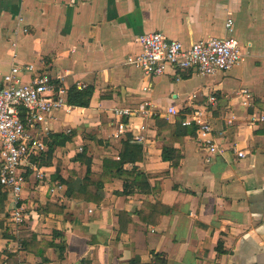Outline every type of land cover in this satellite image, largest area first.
Wrapping results in <instances>:
<instances>
[{
  "label": "crops",
  "instance_id": "0c3cea01",
  "mask_svg": "<svg viewBox=\"0 0 264 264\" xmlns=\"http://www.w3.org/2000/svg\"><path fill=\"white\" fill-rule=\"evenodd\" d=\"M228 13L233 20L231 36L244 53V61L230 74L210 76L200 86L191 84L194 77H201L193 71L171 69L143 80L124 65L139 51L136 39L141 34L160 32L189 46L228 35L224 29ZM21 27L28 32L12 47V32ZM14 64H33L37 71L48 72L66 96L77 84L92 88L93 95L88 108L54 111L44 124L35 126V134L45 136V141L49 132L72 130L75 136L55 150L48 167H40L46 174L43 182L35 179L32 169L27 175V170L22 225L10 221L4 204L0 264H131L136 259L137 264H157L155 255L162 256L164 264H264V122L252 124L248 118L252 113L264 115V0H0V85ZM35 74H22V83ZM147 86L151 91H143ZM233 86L248 90L250 108L242 106ZM212 93L218 97L208 121L223 152L207 162L194 135L171 134L180 155L174 167L161 159L162 136L168 137L169 131L157 136V119L149 118L142 134L143 158L135 164L151 176L149 193L119 195L123 181L102 167L104 158L118 159L125 136L114 138L117 119L111 110L148 101L155 111L170 107L181 111L187 106L190 111ZM158 119L175 123L172 116ZM141 122L132 120L127 134L133 136ZM84 147L91 172L103 183L98 205L67 199L63 185L61 191L48 192L57 183L50 181L56 169L64 180L84 176L86 166L72 160ZM233 150L244 156L238 158ZM49 203L62 212L45 213ZM146 203H160L169 213L160 223L146 225L138 215ZM119 212L127 216L119 217ZM29 239L51 245L43 257L37 256L24 248ZM61 246L64 253L59 259Z\"/></svg>",
  "mask_w": 264,
  "mask_h": 264
},
{
  "label": "built area",
  "instance_id": "2783aa9c",
  "mask_svg": "<svg viewBox=\"0 0 264 264\" xmlns=\"http://www.w3.org/2000/svg\"><path fill=\"white\" fill-rule=\"evenodd\" d=\"M224 29L228 34L225 37H213L189 46L160 32L143 33L136 39L139 51L129 55L124 65L139 72L143 80L158 78L171 69L178 72L193 71L201 77L226 73L244 61V53L239 41L231 36L233 20L230 13L225 19ZM27 32L28 30L22 27L13 30L11 46L15 47L16 38ZM12 56L14 58L15 54ZM26 72L36 74L29 83L24 84L20 77ZM56 80L48 72L37 71L33 64L25 66L14 64L3 76V83L0 85V186L8 195V202L13 206L9 211V218L16 226L25 222L21 194L25 188L27 170L32 169L35 179L40 182L46 179L44 169H37L31 162L33 157L47 151L45 140L39 133L35 134V126L44 124L54 111L64 110L65 113H69L72 108L67 105L66 93L55 82ZM85 87L82 84L76 85L77 90H83ZM143 91H151L150 86L144 87ZM236 96L241 98L242 106L251 107L253 99L248 90L241 89L236 92ZM216 102L214 93L210 94L202 105L190 107L189 112L183 113L181 121L182 127H194L195 140L206 151L207 162L223 152L208 121L210 108L215 107ZM187 109L189 106L183 110ZM178 113L179 111L172 107L155 111L153 104L148 101L135 107H114L111 110L112 116L117 119L114 138H120L132 131V120L140 119L142 122L133 128L137 132H134L132 137L136 142L142 143L144 140L142 134L146 132L144 122L147 119L161 117L168 120L171 116L176 117ZM248 118L252 124L264 122L262 114L252 113ZM78 151L81 152L82 148ZM233 152L238 158L244 156L241 152L235 150ZM61 189V185L56 183L48 192L52 195ZM90 212L92 210H89ZM14 264L23 263L16 261Z\"/></svg>",
  "mask_w": 264,
  "mask_h": 264
},
{
  "label": "trees",
  "instance_id": "16d2710c",
  "mask_svg": "<svg viewBox=\"0 0 264 264\" xmlns=\"http://www.w3.org/2000/svg\"><path fill=\"white\" fill-rule=\"evenodd\" d=\"M93 95L92 88H84L83 90H77L75 86H72L67 90L66 103L70 107L75 108H88L90 100ZM217 99V94H214ZM189 112L188 110L179 111L178 115L175 117V123L171 124L164 122L158 117L157 119V136H162L163 131H169V136H162L164 141L163 148L161 151V159L164 162H170L174 167L177 166L180 155L176 149L172 146L171 134L186 135L190 133L194 135V127H182L181 121L183 119V113ZM189 129V130H188ZM184 130V131H182ZM75 134L74 131H69L67 133H54L49 132L47 134V151L38 157H33L31 162L35 164L36 167H48L52 159L53 153L56 149L63 148L67 143H70ZM122 150L119 152L118 159H106L102 160V167L106 170L111 177L117 178L123 181V189L120 193L121 196H130L134 193H149L150 186L148 180L150 175L144 174L140 171L135 164L140 162L143 158V148L142 144L136 142L131 134H126L121 139ZM72 160L78 162L80 165H85L86 170L82 178H67L64 180L60 175L58 169L51 176V183L57 182L60 185L66 187L65 196L69 200L83 201L87 203H93L98 205L103 197V183L99 176L91 172V158L88 155V149L84 147L82 151L76 154ZM131 166L130 169H125L124 166ZM31 173V170L27 172V175ZM8 195L2 192V187L0 186V211L3 210V206L8 205V209H12V204L8 202ZM45 213H61L62 209L60 207L54 206L52 204H46L43 210ZM169 213V208L161 205L160 203H146L144 207L138 212L141 222L146 225H156L161 222L162 218ZM127 216L125 212H119V217ZM53 236L58 235L57 232H52ZM24 248L29 252H33L37 256L43 257L45 251L50 247L48 242H37L35 240H27L24 242ZM221 244L217 245V249L220 250ZM34 248H38L39 251H34ZM58 258L61 259L64 253V247H58ZM220 252V251H218ZM155 262L157 264H164L162 256L155 255ZM138 260H132L131 264H137Z\"/></svg>",
  "mask_w": 264,
  "mask_h": 264
},
{
  "label": "rangeland",
  "instance_id": "374dc122",
  "mask_svg": "<svg viewBox=\"0 0 264 264\" xmlns=\"http://www.w3.org/2000/svg\"><path fill=\"white\" fill-rule=\"evenodd\" d=\"M229 72H230V71H228V72H226V73H224V74H230ZM232 74H234V72H232ZM207 78H209V77H194V78L192 79V81H191V84H195V85H200V86H202L203 83H205V81L207 80ZM231 89L233 90V93L236 92V91H239V90H238L239 88H237V87H235V86L231 87ZM39 136H40L41 138H42V137H45V136H43L42 134H40ZM43 140H45V138H43ZM69 148H70V147H69Z\"/></svg>",
  "mask_w": 264,
  "mask_h": 264
},
{
  "label": "water",
  "instance_id": "95a60500",
  "mask_svg": "<svg viewBox=\"0 0 264 264\" xmlns=\"http://www.w3.org/2000/svg\"><path fill=\"white\" fill-rule=\"evenodd\" d=\"M66 96V95H65Z\"/></svg>",
  "mask_w": 264,
  "mask_h": 264
}]
</instances>
